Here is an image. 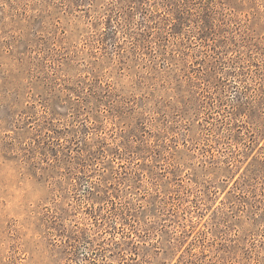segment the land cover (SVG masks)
Wrapping results in <instances>:
<instances>
[{
  "label": "rangeland",
  "instance_id": "374dc122",
  "mask_svg": "<svg viewBox=\"0 0 264 264\" xmlns=\"http://www.w3.org/2000/svg\"><path fill=\"white\" fill-rule=\"evenodd\" d=\"M0 264H264V0H0Z\"/></svg>",
  "mask_w": 264,
  "mask_h": 264
}]
</instances>
